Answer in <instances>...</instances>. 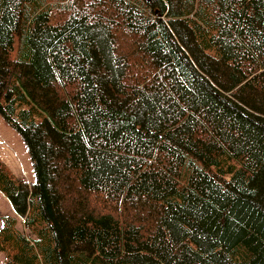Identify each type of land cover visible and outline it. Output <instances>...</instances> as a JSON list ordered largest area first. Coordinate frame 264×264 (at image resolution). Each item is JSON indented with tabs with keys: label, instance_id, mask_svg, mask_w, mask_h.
I'll return each mask as SVG.
<instances>
[{
	"label": "trees",
	"instance_id": "trees-1",
	"mask_svg": "<svg viewBox=\"0 0 264 264\" xmlns=\"http://www.w3.org/2000/svg\"><path fill=\"white\" fill-rule=\"evenodd\" d=\"M0 115L5 264H264V0H0Z\"/></svg>",
	"mask_w": 264,
	"mask_h": 264
},
{
	"label": "rangeland",
	"instance_id": "rangeland-1",
	"mask_svg": "<svg viewBox=\"0 0 264 264\" xmlns=\"http://www.w3.org/2000/svg\"><path fill=\"white\" fill-rule=\"evenodd\" d=\"M56 17H59L57 14ZM0 161L16 178L31 184L35 181L32 163L27 148L19 134L11 128L0 115ZM92 203L98 207L97 202ZM99 208V207H98ZM110 211H113L112 209ZM16 218V228L29 238L34 234L23 225V218L18 217L12 210L9 201L0 193V222L3 216ZM0 264H5L4 254L0 252Z\"/></svg>",
	"mask_w": 264,
	"mask_h": 264
}]
</instances>
